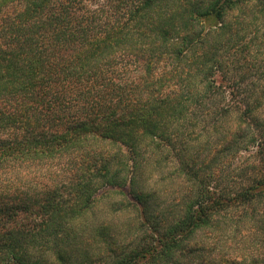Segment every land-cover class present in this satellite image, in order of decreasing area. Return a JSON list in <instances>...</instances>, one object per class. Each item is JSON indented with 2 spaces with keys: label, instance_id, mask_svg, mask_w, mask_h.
Masks as SVG:
<instances>
[{
  "label": "trees",
  "instance_id": "16d2710c",
  "mask_svg": "<svg viewBox=\"0 0 264 264\" xmlns=\"http://www.w3.org/2000/svg\"><path fill=\"white\" fill-rule=\"evenodd\" d=\"M262 57L264 0H0V264H264Z\"/></svg>",
  "mask_w": 264,
  "mask_h": 264
},
{
  "label": "rangeland",
  "instance_id": "374dc122",
  "mask_svg": "<svg viewBox=\"0 0 264 264\" xmlns=\"http://www.w3.org/2000/svg\"><path fill=\"white\" fill-rule=\"evenodd\" d=\"M255 3V2H254ZM254 5V4H253ZM253 5H251V9L253 11V13L256 14V16L260 19L263 20V15L262 13L259 11L258 7L253 9ZM255 7V5H254ZM251 11V12H252ZM237 14V11L232 12V15ZM231 17V16H230ZM241 49V48H240ZM244 56V53L242 54L240 51L236 53V55H232V52H230V54H227V60H231L234 59L235 61L238 60V57L240 56ZM242 58V57H241ZM245 62H248L247 60H245ZM264 66V58L262 57V59H258L256 65H253L252 68L249 67L247 65V70H249L251 73L249 74L252 78H256L258 76L259 73H257L258 69ZM239 168V161L236 160H230L228 162H224L219 168H217V175H222V176H229V178H231V180H234L235 182H240V178H242L239 174L240 170H238ZM173 169L170 171L172 172ZM97 214L94 217L95 218V225L101 223V221L104 219V217H107L109 214V210L108 207H106V205H104V203L101 206H98V208L96 209ZM112 218V217H111ZM132 220L133 222L136 221L135 220V216H131L129 214H122V212L113 220L111 221V225L112 226H124L125 223H127L128 226L132 225ZM90 222L93 221V217L92 219L89 220ZM256 224L252 223H247L246 225H242V226H264L263 223V219L260 218L258 219L257 222H255ZM135 226V225H134ZM51 256L50 260L52 262L58 263L56 260H54V257L52 254H49Z\"/></svg>",
  "mask_w": 264,
  "mask_h": 264
}]
</instances>
